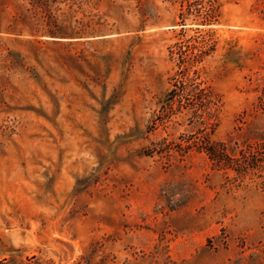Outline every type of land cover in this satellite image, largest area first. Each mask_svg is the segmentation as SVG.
Segmentation results:
<instances>
[{
  "label": "rangeland",
  "instance_id": "obj_1",
  "mask_svg": "<svg viewBox=\"0 0 264 264\" xmlns=\"http://www.w3.org/2000/svg\"><path fill=\"white\" fill-rule=\"evenodd\" d=\"M181 78L214 116L150 130ZM263 97L264 0H0V264L264 263V171L176 147L253 140Z\"/></svg>",
  "mask_w": 264,
  "mask_h": 264
},
{
  "label": "trees",
  "instance_id": "obj_2",
  "mask_svg": "<svg viewBox=\"0 0 264 264\" xmlns=\"http://www.w3.org/2000/svg\"><path fill=\"white\" fill-rule=\"evenodd\" d=\"M212 12H214L213 8ZM47 34L51 37L73 35V33H68V31H62L61 29H50ZM175 104H178V111L182 109L189 110L191 123L195 122L200 125L206 124L207 118L214 116L213 110L217 106L211 90L205 87L202 82H197L195 79L189 81H185L183 78L178 79L166 96L162 114L154 121L150 130H155L157 121H162L169 112L174 111ZM261 106L264 109V97ZM204 130H200V132L202 133ZM254 134L253 140H245L243 144H240L234 139L215 141L207 133H202L201 137L191 135L185 140V145L178 143L176 147H178L182 155L186 154L190 149L196 148L199 152H204L207 155L216 169L233 171L237 177H245L249 173L264 171V132ZM158 145L157 147L154 144V147L147 149L146 155L152 156L155 153H167L173 149L170 143L166 144L165 140ZM258 262L255 261L253 264ZM262 264L264 263L262 262Z\"/></svg>",
  "mask_w": 264,
  "mask_h": 264
}]
</instances>
